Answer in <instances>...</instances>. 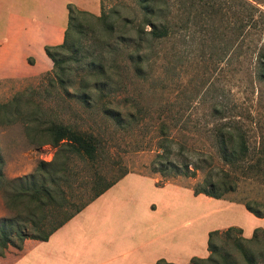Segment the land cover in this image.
I'll list each match as a JSON object with an SVG mask.
<instances>
[{"label": "rangeland", "instance_id": "1", "mask_svg": "<svg viewBox=\"0 0 264 264\" xmlns=\"http://www.w3.org/2000/svg\"><path fill=\"white\" fill-rule=\"evenodd\" d=\"M122 3L135 6L134 0L91 3L88 12L93 18L86 19L89 28L103 33L102 22L96 17L102 11L111 13L112 7ZM169 3L170 15L181 11L178 0ZM217 5L213 14L203 7H199L200 14L195 10L188 12L191 20L194 17L191 28L172 34L148 50L142 71L133 69L124 51L108 55L119 81L118 90L110 97V110L118 111L122 120L109 116L98 100L86 106L54 89L45 92V82L36 76L0 80V103L17 91H35L32 101L47 117L76 124L101 140L103 161L97 169L69 156L68 171L61 182L69 200L78 201L89 195L95 171L107 179L124 168L147 174L142 187L155 182H173L190 188L206 185L210 175L215 177L216 171L228 168L218 153L214 130L218 120L210 114L215 101H221L231 117L239 118L249 130L246 164L255 163L264 154V77L259 80L256 70L258 56L264 52V0H217ZM128 13V10L122 12ZM250 15L253 21L248 20ZM183 17L188 20L186 12ZM128 33L132 35L133 31ZM91 36L87 33L83 38L93 44ZM118 38L115 36L112 43ZM31 109L33 106L22 107V111ZM164 136L173 141L169 143L172 151L169 158L158 155L162 152L158 146ZM54 151L50 144L32 145L22 122L0 125V218L13 214L7 202L21 208L19 201H14V196L25 187L21 178L34 172L39 161H52ZM187 160L189 172H185L183 165ZM169 161L176 163L179 170ZM231 174L237 175V187L225 194V200L264 202V162L260 170L248 167L243 173ZM42 211L47 215L46 223L54 219L52 214H59L52 206ZM23 219L29 220L26 215ZM234 233L241 235L239 231ZM14 241L18 244L16 238ZM215 242L224 248L231 247V241L222 235ZM16 244L9 245L7 250L19 253L22 248ZM259 248L264 250V244L255 245V249ZM235 257L240 263L243 261L238 252Z\"/></svg>", "mask_w": 264, "mask_h": 264}, {"label": "trees", "instance_id": "2", "mask_svg": "<svg viewBox=\"0 0 264 264\" xmlns=\"http://www.w3.org/2000/svg\"><path fill=\"white\" fill-rule=\"evenodd\" d=\"M134 2V8L122 3L123 5L112 7L111 13L102 11V14L96 18L102 22L103 33L98 29L89 28L90 23L86 19L93 18L92 13L68 4V22L63 41L56 45L45 46V52L52 61V68L36 76L45 82L43 90L50 92L54 89L59 94L74 98L86 106L100 101L109 116L122 120V115L118 111L110 110V97L118 90L119 81L116 79L115 67L108 59V55L118 50L124 51L128 60L132 62L133 69L142 71L148 50L172 34L191 28L194 17L192 15L191 20L188 12L195 10L200 14L202 11L199 7H203L208 13L213 14L219 5L217 0H178L181 3V11L170 15L172 5L169 0H134ZM127 10L128 15L122 14ZM185 12L188 20L183 17ZM248 20L253 21L252 15ZM129 31H133L132 35L128 33ZM87 33L92 35L93 44L87 43V39L83 38ZM115 36L119 38L113 44ZM256 70L257 78L262 80L264 52H260L258 56ZM33 92L35 91L20 90L7 101L0 103V125L22 122L25 135L32 145L50 144L55 151L52 161H39L34 172L21 178L25 182V187L14 196V201L18 200L21 208L15 207L14 203H6L13 214L0 218V256L4 255L9 245L16 244L14 238L18 241L16 244L18 248H22L24 240L28 238L47 240L57 228L131 172L124 168L117 175L107 179L105 175L95 171L89 195L87 197L84 195L78 201L69 200L65 190L61 189L62 179L68 171L69 156L77 157L97 169L99 163L103 161V145L93 132L58 118L47 117L40 106L33 103ZM29 106H33V109L22 111V107ZM229 112L221 101H215L210 113L218 120L214 128L218 153L228 168L216 171L215 177L210 175L203 187L191 188L194 194L202 193L213 198L227 199L224 197L225 194L237 187V175H232V172L243 173L248 167L258 170L262 167L264 154H261L255 163L246 164L249 154L247 144L249 130L239 118L231 117ZM172 142L168 136L162 137L158 146L162 149V152L158 153L160 157L166 155V158H169V154L172 153L169 150V143ZM168 164H173V168L179 170L173 161H169ZM188 164V160L183 163L185 172L190 171ZM228 200L242 203L253 215L264 217V202ZM46 206H52L55 212L59 213L52 214L54 219L49 223L44 221L47 215L42 211ZM37 210L41 212L38 214ZM23 215L29 220L23 219ZM235 231H239L241 235H236ZM221 235L231 241V247L229 245L224 248L215 242L216 237ZM260 243L264 244V228L261 227L255 228L249 238L244 237L241 228L237 226L214 229L208 232V256H194L188 264H260L264 260V250L255 249V245ZM236 251L243 259L241 263L235 257ZM154 264L175 263L161 258Z\"/></svg>", "mask_w": 264, "mask_h": 264}, {"label": "crops", "instance_id": "3", "mask_svg": "<svg viewBox=\"0 0 264 264\" xmlns=\"http://www.w3.org/2000/svg\"><path fill=\"white\" fill-rule=\"evenodd\" d=\"M99 0H0V80L49 71L45 46L63 41L68 4L90 11ZM127 173L57 228L47 240L26 239L22 250H6L0 264H188L208 255V232L229 226L251 237L264 228L243 204L166 182L146 184ZM237 215V217L235 216Z\"/></svg>", "mask_w": 264, "mask_h": 264}]
</instances>
